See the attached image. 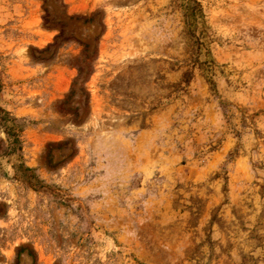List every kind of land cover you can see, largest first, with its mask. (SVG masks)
I'll use <instances>...</instances> for the list:
<instances>
[{"label": "rangeland", "instance_id": "1", "mask_svg": "<svg viewBox=\"0 0 264 264\" xmlns=\"http://www.w3.org/2000/svg\"><path fill=\"white\" fill-rule=\"evenodd\" d=\"M182 1L0 0V264H264V0Z\"/></svg>", "mask_w": 264, "mask_h": 264}, {"label": "trees", "instance_id": "2", "mask_svg": "<svg viewBox=\"0 0 264 264\" xmlns=\"http://www.w3.org/2000/svg\"><path fill=\"white\" fill-rule=\"evenodd\" d=\"M180 6H182L184 10L183 13L185 17V23L188 26L189 34L195 37L196 32H198L199 36L195 37V41H197L198 45L204 46L208 37V33L200 4L194 0H183ZM208 82L213 84L211 79H208ZM15 120L16 118L11 117L7 111L0 107V126L4 127L8 136L9 142L7 153L10 154H14L16 151L20 150V139L15 131L17 126V124L14 123ZM18 167L22 168L20 164H18ZM29 170L30 168L28 167L23 168L21 178L32 185H36L38 180H35L34 182L32 181L34 177L31 174H27Z\"/></svg>", "mask_w": 264, "mask_h": 264}]
</instances>
